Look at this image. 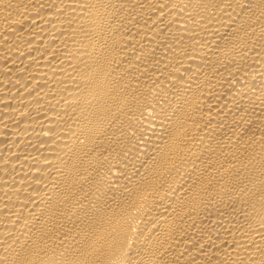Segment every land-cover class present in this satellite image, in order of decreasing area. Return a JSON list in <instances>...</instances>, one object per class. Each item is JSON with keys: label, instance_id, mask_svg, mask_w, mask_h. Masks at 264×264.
<instances>
[{"label": "bare ground", "instance_id": "obj_1", "mask_svg": "<svg viewBox=\"0 0 264 264\" xmlns=\"http://www.w3.org/2000/svg\"><path fill=\"white\" fill-rule=\"evenodd\" d=\"M0 264H264V0H0Z\"/></svg>", "mask_w": 264, "mask_h": 264}]
</instances>
